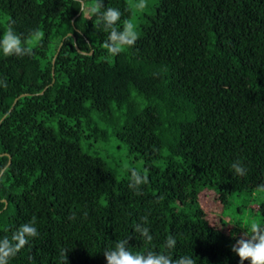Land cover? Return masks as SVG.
<instances>
[{"label":"trees","instance_id":"trees-1","mask_svg":"<svg viewBox=\"0 0 264 264\" xmlns=\"http://www.w3.org/2000/svg\"><path fill=\"white\" fill-rule=\"evenodd\" d=\"M133 2L103 0L139 32L110 56L79 0H0V35L43 33L34 55L0 53V237L33 216L39 232L9 264H107L117 240L163 251L169 234L174 259L240 264L244 229L223 212L264 192V0ZM126 165L147 170L141 195ZM143 216L151 245L133 231Z\"/></svg>","mask_w":264,"mask_h":264},{"label":"clouds","instance_id":"clouds-1","mask_svg":"<svg viewBox=\"0 0 264 264\" xmlns=\"http://www.w3.org/2000/svg\"><path fill=\"white\" fill-rule=\"evenodd\" d=\"M79 3L81 5L80 12L85 16V19L91 20L95 16L96 26L102 27L108 33L102 47L110 56H116L126 48L132 47L139 38L137 25L132 18L124 19L122 24L117 26L122 16L118 8H105L103 0H79ZM131 7L136 12L143 13L148 7V2L147 0H134ZM42 39L43 33L39 29L32 30L28 36H22L9 24L0 35V53L5 57L34 55L33 49ZM0 86L7 87V84L4 80H0ZM230 167L235 174L246 175V168L239 160L234 161ZM125 170L129 174L128 187L134 190L136 195H141V186L148 183L147 170L145 169L142 173L127 165ZM3 172H7V169L5 168ZM0 175L3 173L0 172ZM69 219H75V215L70 216ZM36 223V217L33 216L28 222L16 227L10 236L0 237V264H9V261L29 243L30 239L39 236ZM147 223V216L141 217V222L133 226V231L144 239L145 244L151 245L153 236L150 234L149 227L145 226ZM242 229H244L243 235L231 245V251L239 257L240 264H243L245 260L250 264H264V224L253 221ZM128 240L129 237L117 240L113 247L103 251L107 264H196L191 256L173 258L172 250L177 241L171 234L166 237L163 243V251H153L149 248L144 253L133 254L129 250ZM67 251L63 250L61 253L64 260H66Z\"/></svg>","mask_w":264,"mask_h":264},{"label":"rangeland","instance_id":"rangeland-1","mask_svg":"<svg viewBox=\"0 0 264 264\" xmlns=\"http://www.w3.org/2000/svg\"><path fill=\"white\" fill-rule=\"evenodd\" d=\"M263 198L264 192L261 189H253L248 192H236L231 195L229 199L230 203L223 212V217L234 219L243 228L246 224L253 221L259 222L262 217L259 205Z\"/></svg>","mask_w":264,"mask_h":264},{"label":"water","instance_id":"water-1","mask_svg":"<svg viewBox=\"0 0 264 264\" xmlns=\"http://www.w3.org/2000/svg\"><path fill=\"white\" fill-rule=\"evenodd\" d=\"M73 20H74V17L72 18V22H73ZM68 34H72V33H71V32H68ZM61 43H62V42L59 43V45H58V47H57V51L54 53V55H53V57H52V63L54 62L55 56H56V54H57V52H58V50H59V48H60ZM90 53H91V51H90ZM52 73H53V70H52ZM21 95H22V94H21ZM15 100H16V98L13 100L12 105L14 104ZM12 105H11V106H12ZM9 162H10V158L8 159V163H9ZM8 163H7V164H8Z\"/></svg>","mask_w":264,"mask_h":264}]
</instances>
